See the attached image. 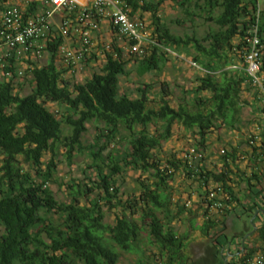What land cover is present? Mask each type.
Segmentation results:
<instances>
[{
	"label": "trees",
	"instance_id": "trees-1",
	"mask_svg": "<svg viewBox=\"0 0 264 264\" xmlns=\"http://www.w3.org/2000/svg\"><path fill=\"white\" fill-rule=\"evenodd\" d=\"M124 1L131 17L142 20L143 13L149 16V43L143 47V55L135 59L140 76L162 70L169 55L166 49L175 52L189 46L195 51L194 65H199L203 74L196 78L195 86L182 91L176 108L166 99L167 83L160 82L158 104L153 108L149 106L152 83L137 87L136 97L119 91L127 61L123 49L115 45L103 53L99 72L83 82L72 75L65 78L66 69L56 63L55 54L62 42L56 34L46 41L50 54L46 63L28 67L23 76L17 75L14 58L5 56L4 75L0 76V264H120L115 247L138 255L136 264H158V259L159 264H224V259L226 264H249L255 254H264V220L252 234L255 242L249 246L252 235L247 237L238 255L228 259L220 251L222 219L232 211L230 205L239 200L228 186L230 170L225 165L234 154L225 151L223 167L213 172L201 167L203 159L194 164L183 157L186 151L180 157L172 153L165 158L156 151L172 136V128L180 126L192 134L195 143L191 147L203 154L209 134L238 123L243 86L251 84L243 59L246 31L255 23L258 2L171 0L192 24L202 16L214 25L215 29L198 38L169 30L159 16L165 0ZM35 4L29 3L24 17L33 14ZM259 37V74L264 78V4L259 11ZM31 61L30 57L27 63ZM27 76L31 91L23 95L19 88ZM48 104L63 109L53 110ZM91 120L96 121V134L92 143L83 145L86 123ZM63 124L70 128V134L63 135ZM125 139L128 144L118 146V141ZM58 145L65 148L68 163L74 153H86L90 160L83 181L73 177L64 182L63 201L57 200L48 186L56 169ZM253 150L264 155V142ZM44 154L52 157L45 161ZM21 161L28 164V170ZM126 169L138 172V187L132 196L123 198L119 176ZM178 171L194 178L205 194L199 204L202 223L192 226L209 241L207 255L198 260L188 256L187 235H178L172 225L184 211L192 213L185 203L170 207L171 183ZM209 183L214 187L209 189ZM210 190H215L223 203L219 214L210 211ZM258 199L264 209V195ZM117 207L120 212L112 224L106 223L105 213ZM248 227L251 230L252 226ZM142 233L156 248L155 259L139 248ZM239 237L242 239L243 234Z\"/></svg>",
	"mask_w": 264,
	"mask_h": 264
},
{
	"label": "built area",
	"instance_id": "built-area-1",
	"mask_svg": "<svg viewBox=\"0 0 264 264\" xmlns=\"http://www.w3.org/2000/svg\"><path fill=\"white\" fill-rule=\"evenodd\" d=\"M3 1L5 6L0 10V76L4 75L5 56H11L16 61L18 76H23L28 67L38 65L36 64L38 60L44 55H50L45 49L46 41L51 40L50 37L55 34L62 38L55 54L56 63L66 69L65 74L73 76L75 71L88 66L87 60L92 56V36L103 20L109 22L111 29L122 40L125 49L136 57L140 58L143 55V47L149 43V35L141 34L142 23L129 15L130 7L124 0H90L88 5L79 4L75 0H42L39 6L35 5L33 14L28 17H24V12L29 3L35 2L34 0ZM257 2L255 23L246 31L247 46L243 59L251 84L261 92V106L264 111V78L259 74L262 48L259 37V11L264 0ZM72 11L74 13L71 15ZM58 12L62 13V16L54 26L52 20ZM73 37L76 38L75 45L70 41ZM131 42L134 44L131 45ZM111 48L110 43L105 44L102 54ZM30 57L32 61L27 63ZM9 76L5 73L6 78ZM253 142V139L249 140L250 144ZM183 157L192 162H199L203 159V154L194 147H189ZM216 197L217 192L210 190L207 197L211 202L210 211L219 214L223 203ZM185 207H188L187 203ZM249 264H264V254H255Z\"/></svg>",
	"mask_w": 264,
	"mask_h": 264
},
{
	"label": "rangeland",
	"instance_id": "rangeland-1",
	"mask_svg": "<svg viewBox=\"0 0 264 264\" xmlns=\"http://www.w3.org/2000/svg\"><path fill=\"white\" fill-rule=\"evenodd\" d=\"M157 1V0H153ZM261 2V0H259ZM193 4V3H192ZM192 11L195 9L193 6L190 8ZM196 12V10H195ZM218 12V11H217ZM216 12V13H217ZM143 19L139 20L142 23L141 34L142 35H149L146 32H149V16L147 13L142 15ZM159 16L161 17L162 21L168 26L169 30L174 33L175 35L185 36V35H195L198 38H202L207 32L211 29H215L212 23L205 22L202 16L199 18L197 17L192 24L190 21L187 20L186 15L184 14L182 8L177 6L174 1L165 0L163 4L159 7ZM204 16V15H203ZM138 19V18H136ZM176 20L182 21V24L175 23ZM122 42V41H121ZM123 44L120 43V45ZM207 45V43H205ZM169 55L165 57L167 60L165 61L164 65L162 66V70L156 72H149L144 73L143 75H139L137 73V61L135 59H139L134 54L129 53V50L126 48L123 51V58L127 61L126 64V76H120L119 78V91L120 92H127L131 97H136V88L141 86L142 83H152L151 89V101L149 102V106L156 108L158 104V99L160 95V82H165L168 85V95L166 99L169 100V104L171 107L176 108L178 103H180V99L183 96L182 91L184 89H189L197 84L196 78L203 74L199 65H194L193 56L195 55V51L190 46L187 48H182L179 51L169 52ZM100 66L92 67L85 66L78 71L73 73V79L79 82H83L84 79L90 76L92 73L99 72ZM68 73L65 74V78L69 77ZM29 76H27L21 82L22 85L20 86L19 90L23 93V95L28 94L31 91V86L29 83ZM190 98H188L189 100ZM50 109L53 110H62V107L57 106L56 104H48ZM96 121L91 120L90 122L86 123V131L82 137V144L87 145L88 143H92L96 134L95 130ZM153 126L150 125V130H153ZM62 132L63 135L70 134V128L65 124L62 125ZM190 132L185 131L180 126H174L172 128V136L163 141L161 144V148L159 151H156L160 158H165L172 153H176L181 151L180 156L191 146L194 145V139ZM118 146L125 147L128 143L125 139L123 142L118 141ZM65 148L58 145V149L56 151L57 156L54 158L56 162V169L54 172V176L52 181L49 182L48 186L52 190L54 197L59 200L63 201L66 199L65 197V187L64 182H68L69 178H77L80 181H83L85 175L84 173L89 172L86 168V165L90 163L86 153H74L72 157L71 163L65 158ZM52 155L44 154L43 158L47 161ZM22 162V161H21ZM24 170H28L29 166L27 163L21 164ZM137 176L138 172L132 171L130 169H126L123 173V176H119L120 180H122V188H121V197L127 198L128 195H131L134 192H137ZM149 176L147 174H143V177ZM180 178L176 174L173 178L171 185L175 191H178L180 188ZM192 181H196L192 179ZM194 185V182H191ZM179 184V185H177ZM175 191L171 193V198H177ZM173 203V204H172ZM184 204V203H183ZM177 205L180 206L178 202L174 204L171 201V209H175ZM120 212V209L114 208L111 211H107L105 213L104 221L106 223L112 224L114 216ZM193 213V212H192ZM185 214V216H184ZM184 214L181 215L178 219L172 220V225L174 230L178 233V235L182 234L185 231H188L191 234L190 240L187 242V252L188 256H190L194 260L202 259L204 256L207 255V244L203 243L201 239H197L200 235L199 231H190V225L187 220V216H190V213L184 211ZM195 214V211H194ZM238 214V213H237ZM193 215V214H192ZM159 216L162 217L163 213H159ZM195 216V215H194ZM239 217V214H238ZM264 217V216H263ZM238 219L236 218V223ZM165 221V220H164ZM235 225V224H233ZM193 233L196 235H193ZM141 242L139 243V248L144 251L145 255L152 257L155 259L157 256H153L157 254L156 248L148 243L147 234H141ZM252 242H255V235L252 237ZM117 252L119 253V262L120 264H136L138 259V255L133 252H125L121 249L115 247ZM259 254V253H258ZM158 264L161 263L160 260H157Z\"/></svg>",
	"mask_w": 264,
	"mask_h": 264
},
{
	"label": "crops",
	"instance_id": "crops-1",
	"mask_svg": "<svg viewBox=\"0 0 264 264\" xmlns=\"http://www.w3.org/2000/svg\"><path fill=\"white\" fill-rule=\"evenodd\" d=\"M2 1L3 0H0V5L3 7L5 4L4 1ZM34 1L36 2L35 5L39 6L42 0ZM75 1L83 5H88L90 3V0ZM61 16L62 13L58 12L53 17L52 23L54 26L58 24ZM70 41L72 45L76 44V38L73 37ZM121 41L122 40L111 29L109 22L106 20L101 21L99 23V29L95 31L92 36V56L87 65L92 68L100 66L103 63L102 51L104 45L107 43L122 48L124 51L125 46L124 44L120 45V43H122ZM166 50L172 52L169 48ZM47 60V55H44L36 64L43 65ZM261 96V92L256 87L250 83L245 84L241 94L242 108L240 120L231 129L222 127L214 130L213 133L207 136L206 146L203 148V160L200 165L202 168L213 172H218L223 167L224 160L222 155L225 151L234 154L233 158L227 159V164L225 163V165L230 170L228 186L239 200L238 202L234 201L232 205H230L233 208L232 211L223 217L224 227L222 228L223 230L220 238V243H223L220 251L221 253L223 252L225 258L228 259L238 255V249L241 251L243 250V242L245 239L256 231H252V227L251 230L248 229V226L251 225V219H253L252 222L255 226L259 225L264 220V213L260 211H264V209L258 199L260 195H264V155H260L258 150H253L257 146H261L264 142V112L261 106ZM250 139L254 140L253 144L249 143ZM221 151H223V153ZM180 153L181 151L176 152V155L180 157ZM193 163L197 164L198 161H193ZM176 174L181 180L179 183L181 185L178 191H175L171 185L172 191H175L177 195V198L172 197L171 201L174 202V204L178 202L181 206H183V203L188 204V208L192 209L193 212L190 216L186 215L190 225V231H199L198 229L193 230L192 226L202 223L199 204L205 194L202 189L199 188L198 182L192 181L194 178L183 175L182 171H178ZM250 176L253 179L248 181ZM191 182H194V185ZM209 185V189H211L212 186L214 187V184L209 183ZM252 211L253 214H251ZM256 211L258 212L256 213ZM183 214L184 212L181 213V215ZM181 215L174 220L178 219ZM257 215H260V217L257 218ZM236 218L239 220H237V223ZM183 234L187 235L186 242H188L191 234L185 231L180 235ZM241 234H243L242 239L239 237ZM194 235H196V233H193L192 237ZM252 237L253 235L249 239V246L253 243ZM197 239H201L205 244L209 243L208 239L204 236H198Z\"/></svg>",
	"mask_w": 264,
	"mask_h": 264
},
{
	"label": "water",
	"instance_id": "water-1",
	"mask_svg": "<svg viewBox=\"0 0 264 264\" xmlns=\"http://www.w3.org/2000/svg\"><path fill=\"white\" fill-rule=\"evenodd\" d=\"M261 212H263L264 213V211H262V210H260ZM258 211H256V213H257ZM253 219H251V221H250V224H251V226H252V231H255L256 230V226L253 224ZM224 264H226L225 263V259H224Z\"/></svg>",
	"mask_w": 264,
	"mask_h": 264
},
{
	"label": "bare ground",
	"instance_id": "bare-ground-1",
	"mask_svg": "<svg viewBox=\"0 0 264 264\" xmlns=\"http://www.w3.org/2000/svg\"><path fill=\"white\" fill-rule=\"evenodd\" d=\"M47 57H49V55H48ZM55 61H56V58H55ZM40 66H41V65H40Z\"/></svg>",
	"mask_w": 264,
	"mask_h": 264
}]
</instances>
